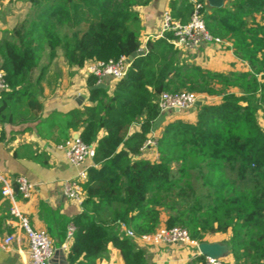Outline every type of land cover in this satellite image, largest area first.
<instances>
[{"label":"trees","instance_id":"1","mask_svg":"<svg viewBox=\"0 0 264 264\" xmlns=\"http://www.w3.org/2000/svg\"><path fill=\"white\" fill-rule=\"evenodd\" d=\"M150 1L31 0L34 16L13 28L12 40H0V68L8 84L0 91V121L18 119L23 99L40 110L29 74L38 65L42 44L52 56L60 47L75 67L128 57L140 48L135 8ZM195 1L202 3L200 14L209 33L229 41L249 70L225 74L188 63L171 41L173 31H166L145 42L111 93L90 89L97 77L87 76L90 105L59 115L94 147L93 165L82 183V212L73 218L69 264H96L108 256L109 243L125 264H146L145 249L119 234V223L137 236L154 233L161 223L185 228L197 241L227 232L231 251L224 264H264V130L256 119L257 110L264 108V22L254 19L255 14L264 17V0H233L209 10L204 0ZM168 8L184 24L194 2L170 0ZM64 25L74 29L70 35L59 32ZM81 25L85 29L77 30ZM179 90L221 95V100L204 97L194 106L195 121L177 119L164 127L155 144L157 159L140 157L163 112L160 94ZM134 125L138 128L131 131ZM172 163H178L180 175L188 168L201 170L203 188L193 204L180 205L173 197L183 188L172 176ZM204 262L205 256L195 254L184 264Z\"/></svg>","mask_w":264,"mask_h":264},{"label":"crops","instance_id":"2","mask_svg":"<svg viewBox=\"0 0 264 264\" xmlns=\"http://www.w3.org/2000/svg\"><path fill=\"white\" fill-rule=\"evenodd\" d=\"M169 1L151 0L147 5L135 8L141 21V49L149 38H154V35L160 32L163 12H170ZM231 1L233 0H224V6ZM204 5L207 6L206 0ZM35 9L31 0H0V40H12L13 28L32 18ZM254 19L259 23L264 22L262 14H255ZM251 21L249 18L248 22ZM83 28L85 29V25H81L77 30ZM73 30L64 25L59 32L70 35ZM181 54L188 63L214 72L227 74L249 70L248 64L234 54L231 43L229 47L213 42H201L191 50L181 49ZM1 64L0 57V67ZM0 72L4 74L1 68ZM87 76L85 67L68 64L60 47L56 48L52 56L48 45L42 44L38 65L29 74V79L34 85L32 96L40 104V110L31 109L25 102L26 99H23L17 109L18 119L13 123L0 121V173L12 188L19 209L28 218L30 226L45 230L52 239V264H69L67 257L73 235L67 239V230L73 225V218L82 212V206L67 198L62 190L63 181L74 177L80 168L67 161L62 146L76 133L79 134V130H74L71 126L67 128L60 116L73 109H83L84 106L90 105ZM101 81L106 85L108 93H111L116 80L105 76ZM230 90L236 94L240 93L237 88ZM79 96L84 98L79 100ZM204 99L217 103L221 100V95L206 96ZM195 114V107L189 110L163 111L151 131L150 138L157 140L164 127L174 120L195 121ZM256 119L264 130V108L257 110ZM137 128L138 126L134 125L131 131ZM103 134V131L99 132V136ZM140 157L157 159L155 146H144ZM92 165L93 160L87 159L82 166L88 168ZM19 176H24L34 183V189L28 199H23L16 189L15 180ZM10 206V199L0 192V264H27L28 242L19 220L11 215ZM166 216L167 212L163 211L162 219ZM163 225L164 223L160 224ZM125 228L132 229L119 223V234L125 235ZM9 235L13 236V240L4 245L3 241ZM228 237L227 232L216 233L213 239L205 240H227ZM133 240L145 249L146 264H184L196 253L194 246L183 243L152 245L138 239ZM224 259L228 262L230 257ZM96 264L125 263L120 251L109 243L108 256L97 260Z\"/></svg>","mask_w":264,"mask_h":264},{"label":"built area","instance_id":"3","mask_svg":"<svg viewBox=\"0 0 264 264\" xmlns=\"http://www.w3.org/2000/svg\"><path fill=\"white\" fill-rule=\"evenodd\" d=\"M194 2V10L188 22L182 24L171 17L169 10L163 12L161 19L160 32L154 35V38L162 37L164 32L173 31L174 38L171 40L175 47L179 49H193L201 42H213L230 47V42L219 37H215L207 30L204 20L200 14L202 3ZM143 51V48H142ZM128 57L122 56L118 60H109L107 62L91 61L86 63L85 70L87 75L92 74L100 82L103 77L111 76L114 80L125 77L130 66ZM0 89H8L2 72H0ZM203 95L186 90L176 92H163L160 94L158 104L161 111L179 109L189 110L196 105L197 100H202ZM156 140L149 138L146 145L155 146ZM62 148L67 161L76 167H80L74 177L67 178L63 181L62 190L64 195L82 206L84 200L82 183L87 177V167L82 165L87 159L94 157V147L84 143L79 136L68 140ZM16 189L23 199H28L34 189V183L24 176H19L15 180ZM0 192L3 196L8 197L11 201L10 213L19 220L20 227L23 229L28 242V260L27 264H52L51 258L53 253L52 239L45 230L34 229L30 226L29 220L22 214L19 206L13 196L12 188L8 181L0 173ZM74 226L70 225L67 230V239L72 237ZM125 235L131 239H138L145 244H175L183 243L192 245L196 248V253L201 255L197 250L199 241L190 238L188 231L180 226L167 227L159 226L154 233L137 236L132 229L125 228ZM13 240V236H7L3 244ZM205 240V239H204ZM65 248V247H64ZM224 258L205 257L204 264H224Z\"/></svg>","mask_w":264,"mask_h":264},{"label":"water","instance_id":"4","mask_svg":"<svg viewBox=\"0 0 264 264\" xmlns=\"http://www.w3.org/2000/svg\"><path fill=\"white\" fill-rule=\"evenodd\" d=\"M207 6L206 10L209 8H221L224 6V0H206ZM142 49L139 48L136 51L132 52L127 60L129 62H132L134 58H136L138 55L142 54ZM106 85L100 81L96 82L90 89H96V88H105ZM84 97L79 96V100H82ZM78 101V100H77ZM79 102V101H78ZM202 100H197L196 105H201ZM178 111L179 109H174ZM79 134L76 133L74 135V138L78 137ZM197 250L199 253L205 257L210 258H226L230 255V245L228 244L227 240H217V241H209V240H201L197 243Z\"/></svg>","mask_w":264,"mask_h":264},{"label":"rangeland","instance_id":"5","mask_svg":"<svg viewBox=\"0 0 264 264\" xmlns=\"http://www.w3.org/2000/svg\"><path fill=\"white\" fill-rule=\"evenodd\" d=\"M171 171H172V176L174 177V179H177L178 184L183 188L182 192L180 193L177 192L178 194L177 195L174 194L175 196L173 197H175L178 200L180 205L184 203L193 204L196 196H198V193L201 192L202 191L201 189L203 188L201 187V185L203 184V180L200 179L199 177L201 170L198 171L197 169L195 170V169L188 168V170L185 171L186 172L185 174L180 175L178 163H172ZM193 190L195 191V193ZM206 238L213 239V235L210 234L206 236Z\"/></svg>","mask_w":264,"mask_h":264}]
</instances>
